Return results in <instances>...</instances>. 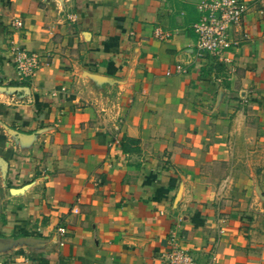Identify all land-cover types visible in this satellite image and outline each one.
<instances>
[{"label":"crops","instance_id":"obj_1","mask_svg":"<svg viewBox=\"0 0 264 264\" xmlns=\"http://www.w3.org/2000/svg\"><path fill=\"white\" fill-rule=\"evenodd\" d=\"M197 1L0 0V264H264V0L223 61Z\"/></svg>","mask_w":264,"mask_h":264},{"label":"built area","instance_id":"obj_2","mask_svg":"<svg viewBox=\"0 0 264 264\" xmlns=\"http://www.w3.org/2000/svg\"><path fill=\"white\" fill-rule=\"evenodd\" d=\"M196 7L199 18L192 23L196 34V54L204 57L206 54L215 56L218 60H227V52L239 43L231 35L241 24L249 9L247 0H198ZM21 25V21H18ZM158 36L164 33L157 30ZM14 60L22 79L30 77L39 66V56L20 47L15 49ZM184 70V69H182ZM65 232L64 227H60ZM170 248L165 253L164 264H198L197 260L179 244L178 237L171 234Z\"/></svg>","mask_w":264,"mask_h":264}]
</instances>
